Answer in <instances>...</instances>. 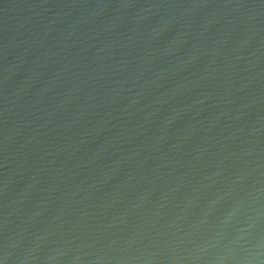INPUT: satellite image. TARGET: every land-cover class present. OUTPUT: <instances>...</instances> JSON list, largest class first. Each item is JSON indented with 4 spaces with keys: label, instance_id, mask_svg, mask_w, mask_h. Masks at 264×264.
<instances>
[{
    "label": "water",
    "instance_id": "95a60500",
    "mask_svg": "<svg viewBox=\"0 0 264 264\" xmlns=\"http://www.w3.org/2000/svg\"><path fill=\"white\" fill-rule=\"evenodd\" d=\"M0 264H264V0H0Z\"/></svg>",
    "mask_w": 264,
    "mask_h": 264
}]
</instances>
